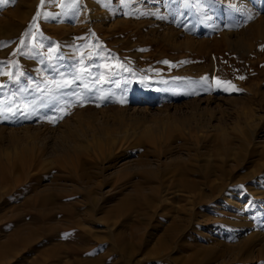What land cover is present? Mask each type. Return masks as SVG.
Returning a JSON list of instances; mask_svg holds the SVG:
<instances>
[{
  "label": "rangeland",
  "instance_id": "obj_1",
  "mask_svg": "<svg viewBox=\"0 0 264 264\" xmlns=\"http://www.w3.org/2000/svg\"><path fill=\"white\" fill-rule=\"evenodd\" d=\"M18 224L56 232L12 264L76 233L88 262L123 233L127 264H264V0H0V243Z\"/></svg>",
  "mask_w": 264,
  "mask_h": 264
},
{
  "label": "bare ground",
  "instance_id": "obj_2",
  "mask_svg": "<svg viewBox=\"0 0 264 264\" xmlns=\"http://www.w3.org/2000/svg\"><path fill=\"white\" fill-rule=\"evenodd\" d=\"M4 132V131H3ZM14 134V133H13ZM48 158H50V157H48ZM9 163V162H8ZM93 166V165H92ZM84 176V175H83ZM179 179V178H178ZM190 181V180H189ZM89 182V181H88ZM80 183V182H79ZM199 183V182H198ZM178 186L179 187H181V189L183 188L185 191H192L193 190V188H194V186H191L185 179H181V180H179L178 181ZM197 184V183H196ZM92 187V186H91ZM221 188V187H220ZM223 189H221L222 191L224 190V187H222ZM160 191V190H159ZM219 191V190H218ZM216 192V191H215ZM141 194V193H140ZM153 194V193H152ZM154 196V195H153ZM143 197H145L144 195H143ZM142 197V198H143ZM155 197V196H154ZM90 198H91V196H90ZM200 198V197H199ZM41 199V198H40ZM50 201V200H49ZM200 201H202V199L200 198ZM126 202H128V201H126ZM120 205V204H119ZM118 205V206H119ZM140 205L144 208V210L146 209V208H148L149 207V204L148 203H146V201L145 200H142L141 202H140ZM130 206V205H129ZM120 207V206H119ZM116 208H114V210H115ZM118 210H120V209H118ZM65 212V211H64ZM42 213V212H41ZM112 213H119V211L117 212V211H114V212H112ZM111 213V214H112ZM16 214V213H15ZM68 215V214H67ZM66 215V216H67ZM52 216V215H51ZM69 216V215H68ZM71 216V215H70ZM48 217V214H45L43 217H41V218H43V219H45V218H47ZM72 217V216H71ZM71 217H70V219H71ZM38 218V217H37ZM55 217L53 216V219H54ZM21 219V218H20ZM35 219V218H34ZM42 219V220H43ZM53 219H51L50 218V220H49V222L51 221L52 222V220ZM54 221V220H53ZM68 221V220H67ZM72 221H75V220H73V217H72ZM71 220L70 221H68V222H72ZM46 222V221H45ZM48 222V223H49ZM80 222V221H79ZM78 222V223H79ZM177 221H174L172 224H171V226L168 228V232L170 231V235H171V237H172V239L177 235V232H178V229H179V225H178V223H176ZM72 223H75V222H72ZM67 224H69V223H67ZM75 224H77V223H75ZM190 224V223H189ZM19 225V227H17V229L16 230H13L12 232H13V234L10 236L9 235V238H7V239H5L4 240V242H1L0 243V264H12V262L13 261H11L10 262V260L11 259H15V258H18L17 256V253H12V250L14 249V248H21V250H27V249H29V246H30V244L32 243L31 242V239L33 238V237H39V236H42L43 234L44 235H46V238L44 239V242H43V245H44V243L45 244H47L48 245V243L49 242H52V241H54V238H55V232L56 231H54L55 229H51V230H48L49 232H47L48 234H46V232L45 231H39V230H34V229H31V228H28L27 227V224H24V225H20V224H18ZM18 225H16V226H18ZM70 225H71V223H70ZM73 225V224H72ZM23 226H25L24 228H23ZM41 226V225H40ZM74 226V225H73ZM32 227V226H31ZM75 227V226H74ZM72 228V227H71ZM70 228V229H71ZM67 229H68V227H67ZM66 229V230H67ZM73 229H75V228H73ZM27 230V231H26ZM5 231H7V228H4L3 230H0V232H5ZM82 232V231H81ZM86 233V232H85ZM30 235V236H29ZM63 237H64V235H62ZM139 236V233H138V231L136 230V234H135V237L137 238ZM72 237V236H71ZM74 237L76 238V239H68L69 240V242L71 243L70 245L71 246H67L66 247V249L68 248V250H69V253H68V255L70 254V255H72V257H74V259L73 260H69V261H62L60 258L59 259H56V260H48L47 258V260H45V258H43V257H40V258H36V259H33V260H31L30 261V263L28 262V257H24L23 255V257H24V259L23 258H21L22 260H21V262L23 263V264H103V263H101L100 261H97V259L95 260V261H93V262H88V260L87 261H85L84 259H81V258H79L78 259V257H83V256H94L95 255V251H89L90 250V246L88 247V244H91L92 246H93V239H92V237L94 238V236H92V237H88V235H87V233L86 234H83V233H76V235H74ZM41 238V237H40ZM89 238V239H88ZM117 239H115L116 241L115 242H111V245H110V247H111V249L110 250H108V252H112L111 254H114L113 252V250H114V248H116V250L118 249L119 251H120V256H115V257H113V259L112 260H110V262H108L107 264H121V263H119V262H122V260H123V262L122 263H129V261H131L133 258H131L132 257V255L129 253V250H128V248L130 247L129 245H128V238L127 237H125V235L122 233V234H120L118 237H116ZM37 239V238H36ZM64 239H67V238H65L64 237ZM172 239H170V240H172ZM68 240H66V242H68ZM74 240H76V241H74ZM119 240V241H118ZM170 240H169V242H170ZM38 241V240H37ZM118 241V242H117ZM130 241V240H129ZM36 242V241H35ZM97 243V242H96ZM133 242H130L129 244H132ZM161 243H163V244H165V245H168V241H162ZM42 244V243H41ZM40 244V245H41ZM141 244V243H140ZM69 245V244H68ZM95 245V244H94ZM97 245V244H96ZM134 244H132V246H133ZM42 246V245H41ZM58 246V245H57ZM64 246V245H63ZM62 246V249H61V245H60V247H57L56 248V246H55V248H54V246H53V249L52 250H50V251H47V250H45V251H47V252H49L48 253V255L52 258V256H59V257H62L59 253L61 252V250H63L65 247H63ZM66 246V245H65ZM43 247V246H42ZM51 247V246H50ZM88 247V249H86V250H84L85 248H87ZM93 247H95V246H93ZM96 247H99L98 245L96 246ZM41 247L39 246V247H37V248H35L34 250H37V249H40ZM92 248V247H91ZM42 249V248H41ZM95 249H97V248H95ZM20 250V251H21ZM23 250V251H24ZM60 251V252H59ZM67 251V250H66ZM89 251V252H88ZM99 251H101V249H99ZM107 251V250H106ZM117 252V251H116ZM45 253V252H44ZM62 253V252H61ZM66 253V252H65ZM64 253V254H65ZM93 253H94V255H93ZM16 254V255H15ZM24 254H25V252H24ZM41 254H42V252H41ZM111 254H108V255H111ZM28 255V254H27ZM26 255V256H27ZM45 255H47V253L45 254ZM47 255V256H48ZM69 255V256H70ZM96 255H97V251H96ZM99 255H101V254H99ZM116 255V254H115ZM44 256V255H43ZM48 256V258H50ZM46 257V256H45ZM108 256H106V258H107ZM58 258V257H57ZM63 258V257H62ZM102 260H105V259H102ZM105 262V261H104ZM106 263V262H105ZM124 263V264H125ZM132 263V262H131ZM217 264V263H216Z\"/></svg>",
  "mask_w": 264,
  "mask_h": 264
},
{
  "label": "snow or ice",
  "instance_id": "obj_3",
  "mask_svg": "<svg viewBox=\"0 0 264 264\" xmlns=\"http://www.w3.org/2000/svg\"><path fill=\"white\" fill-rule=\"evenodd\" d=\"M251 17H249V19H250Z\"/></svg>",
  "mask_w": 264,
  "mask_h": 264
}]
</instances>
